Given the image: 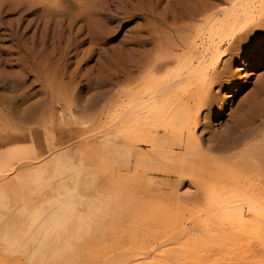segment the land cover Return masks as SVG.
<instances>
[{
    "label": "rangeland",
    "instance_id": "374dc122",
    "mask_svg": "<svg viewBox=\"0 0 264 264\" xmlns=\"http://www.w3.org/2000/svg\"><path fill=\"white\" fill-rule=\"evenodd\" d=\"M177 1L0 0V264H264V0Z\"/></svg>",
    "mask_w": 264,
    "mask_h": 264
},
{
    "label": "bare ground",
    "instance_id": "6f19581e",
    "mask_svg": "<svg viewBox=\"0 0 264 264\" xmlns=\"http://www.w3.org/2000/svg\"><path fill=\"white\" fill-rule=\"evenodd\" d=\"M134 1V0H133ZM41 2V1H40ZM129 2V1H128ZM20 6V5H19ZM50 7V6H49ZM236 5H232L231 6V11H232V14L234 15L235 13H236ZM251 7H252V5H251ZM248 8V7H247ZM49 9V8H48ZM147 10V9H146ZM146 10H144V11H146ZM213 10V5L212 4H206L205 3V1H203V0H200V1H195V0H185L184 2H181V1H177L175 4H174V7L171 9V12H172V18L173 19H176L177 18V16H179V19L182 21V20H188V21H200V23L202 24V25H205L206 24V21L208 20V18L211 16V11ZM143 11V12H144ZM168 11V10H167ZM49 12V11H48ZM47 12V13H48ZM248 12V11H247ZM41 13V12H40ZM144 13H146V12H144ZM244 13V12H243ZM43 14H45V13H43ZM42 14V15H43ZM51 14V13H50ZM59 14H60V12H59ZM62 14V13H61ZM171 14V13H170ZM224 14V13H223ZM245 14H246V11H245ZM49 15V14H48ZM52 15V14H51ZM63 16V15H62ZM76 16V15H75ZM226 16H228L227 14H226ZM19 17V16H18ZM40 17V16H39ZM42 17V16H41ZM55 17V16H54ZM67 17H69V16H67ZM236 17V16H235ZM234 17V18H235ZM65 18V17H64ZM87 18V17H86ZM233 18V17H232ZM233 18V19H234ZM238 18L240 19V20H243L245 17H244V15L243 14H240V16L238 17L237 16V20H238ZM67 19V18H66ZM75 19V18H74ZM115 19H117V18H115V17H112V18H109L108 19V21H114L115 22ZM63 20V19H62ZM68 20V19H67ZM70 20V19H69ZM212 20V19H211ZM224 20V19H223ZM235 20V19H234ZM239 20V21H240ZM29 21V20H28ZM38 21V20H37ZM48 21V20H47ZM47 21H46V24H47ZM73 21V20H72ZM71 21V22H72ZM230 21V20H229ZM239 21H238V23H239ZM27 22V21H26ZM57 22H59V21H57ZM70 22V21H69ZM82 22V21H81ZM223 21H221L220 23L218 22L217 24H215L214 22H210L211 23V26H210V28L211 27H216V26H219L221 23H222ZM226 22V21H225ZM228 22V21H227ZM231 22V21H230ZM74 23H76V20H74L71 24L72 25H74ZM190 23H192V22H190ZM194 23V22H193ZM224 23V22H223ZM232 23V22H231ZM36 24V23H35ZM61 24H62V22H61ZM70 24V26H69V29L71 30L72 28H73V26ZM25 25V24H24ZM48 25V24H47ZM67 25V24H66ZM236 25V24H235ZM71 26H72V28H71ZM74 26H76V25H74ZM65 27V26H64ZM78 28V27H77ZM182 28V27H181ZM67 29H68V27H67ZM176 29H178V28H176ZM212 29V28H211ZM81 30V28L79 27L78 29H77V31H76V33L77 34H79V31ZM179 30V29H178ZM213 30V29H212ZM13 31V30H12ZM61 32V31H60ZM75 32V31H74ZM196 32V28H191V30H190V34H191V42H192V37H193V35H194V33ZM37 33V32H36ZM3 35V34H2ZM9 35V34H8ZM33 36V35H32ZM70 36V35H69ZM190 36V35H189ZM189 36H188V38H189ZM74 37H76L75 35H74ZM89 37V36H88ZM243 37V36H242ZM18 38V37H17ZM162 38V37H161ZM199 38H201L200 40H202L203 39V34H202V32H201V36L199 37ZM189 40V39H188ZM75 41V40H74ZM180 41H181V39H180ZM184 41V40H183ZM141 41H139V43H140ZM189 42H190V40H189ZM15 43V42H14ZM74 43V42H73ZM144 43V42H143ZM191 44V43H190ZM32 45V44H31ZM141 45V44H140ZM188 45V44H187ZM25 46V45H24ZM39 46V45H38ZM45 46V45H44ZM200 46H201V44H200ZM174 47H175V45H174ZM217 47V46H216ZM56 48V47H55ZM194 48V47H193ZM43 49L45 50L46 49V47H43ZM48 50V49H47ZM77 50V49H76ZM58 51V50H57ZM68 52V51H67ZM195 52H197V51H195ZM65 53H66V50H65ZM204 53H205V51H204ZM207 53V52H206ZM63 54V53H62ZM202 55H203V53H202ZM205 55V54H204ZM62 56V55H61ZM201 56V55H200ZM168 57V56H167ZM198 57V56H197ZM217 57V56H216ZM146 58V57H145ZM215 58V57H214ZM202 60H204V59H202ZM146 61H149V60H146ZM138 62H142V61H138ZM190 63H192V59H191V61H190ZM202 63V62H201ZM140 64V63H139ZM62 65V64H61ZM151 65H152V63H151ZM57 66V65H56ZM28 67V66H27ZM60 68H61V66H59ZM32 68V67H31ZM149 69V68H148ZM62 70V69H61ZM61 70H60V72H61ZM143 70V69H142ZM55 73H56V71H55ZM58 75V74H57ZM54 76H56V75H54ZM127 76H129V75H127ZM40 77V76H39ZM50 78V77H49ZM58 79H60V78H58ZM52 80V79H51ZM54 80V79H53ZM58 81V80H57ZM184 82V81H183ZM190 82V81H189ZM40 83V82H39ZM42 83V82H41ZM53 83H55V82H52V84ZM51 84V85H52ZM50 85V86H51ZM54 85V84H53ZM162 85V84H161ZM53 87V86H52ZM262 88V87H261ZM47 90H49L48 88H46ZM58 89V88H57ZM70 89V88H69ZM51 90V89H50ZM59 90V89H58ZM259 90V89H258ZM52 91H53V88H52ZM49 94H50V92H49ZM164 94V93H163ZM69 96V95H68ZM164 96V95H163ZM254 96V95H253ZM49 97H51V95L49 96ZM54 98H56V97H54ZM60 99V98H59ZM68 99V98H67ZM24 100V99H23ZM49 100H51V99H49ZM55 100H57V99H55ZM194 100V99H193ZM25 101V100H24ZM63 101V100H62ZM49 102H51L52 103V100L51 101H49ZM56 102V101H55ZM54 102V103H55ZM204 102V101H203ZM255 102V104L257 103V104H259L258 106H256L254 109L253 108H250L248 111H246L247 113H245L244 115H242V117L240 118V120H239V124H237V125H239V128L237 129V130H239L240 128H248V129H251V131H252V128H253V126L255 125V123L256 122H259V119L261 118L262 119V116L264 115V89H262L261 91H259L257 94H256V97H254L253 98V100H252V104ZM57 104H58V101L56 102ZM66 103V102H65ZM203 105H204V103H203ZM253 106H255L254 104L252 105V107ZM140 107V106H139ZM255 110V111H254ZM141 111V110H140ZM143 111V110H142ZM145 112V111H144ZM152 112V111H151ZM187 112V111H186ZM258 112V113H257ZM136 113V112H135ZM163 113V112H162ZM257 113V114H256ZM190 114V113H189ZM130 115H134V114H130ZM140 115H142V114H140ZM128 117H130V116H128ZM131 117H133V116H131ZM239 118V117H238ZM238 118H237V120H238ZM132 119H134V117L132 118ZM260 119V120H261ZM234 126V125H233ZM238 127V126H237ZM259 127V126H258ZM233 128V127H232ZM236 128V127H235ZM234 128V129H235ZM246 128V129H247ZM226 130H228V129H226ZM232 130V129H231ZM237 130L235 131V132H237ZM241 130V129H240ZM247 131V130H246ZM234 132V131H233ZM240 132V131H239ZM189 133V132H188ZM241 133V132H240ZM236 134V133H235ZM239 134V133H238ZM242 134V133H241ZM248 134V133H247ZM246 134V135H247ZM235 137V136H234ZM186 140H188V139H186ZM220 140V143L218 144V146H219V148H229L230 146H232L233 144H234V142H233V138H231L230 137V135L228 134V135H224V136H222V138L221 139H219ZM214 142H216V140L214 141ZM218 142V141H217ZM216 142V143H217ZM186 146H187V148H192L191 147V144H190V142L189 141H186ZM115 147V146H114ZM196 147V146H195ZM186 148V149H187ZM194 148V147H193ZM166 149V148H165ZM122 149H120V150H118L117 151V156L120 158H122L124 161H125V163L126 164H130V158H131V155H130V152L128 151H124V150H122ZM115 150H113V152H114ZM169 152V151H168ZM12 153H10V155H11ZM114 154V153H113ZM10 155H8V156H10ZM0 158H1V156H0ZM8 158V157H7ZM146 159V158H145ZM138 160L139 161H141V158L139 157V158H136L135 159V161H134V169H137L138 167H140L139 166V164H138ZM151 168H153V167H151ZM151 168H149V169H151ZM149 169H144V170H149ZM165 172H167V171H165ZM172 174V173H171ZM67 205V204H66ZM57 222V221H56Z\"/></svg>",
    "mask_w": 264,
    "mask_h": 264
},
{
    "label": "crops",
    "instance_id": "0c3cea01",
    "mask_svg": "<svg viewBox=\"0 0 264 264\" xmlns=\"http://www.w3.org/2000/svg\"><path fill=\"white\" fill-rule=\"evenodd\" d=\"M258 140H260V142L258 143V145L256 147L257 148H264V139H262L261 137H259ZM250 211L258 212L257 209L254 206H252L250 208Z\"/></svg>",
    "mask_w": 264,
    "mask_h": 264
}]
</instances>
